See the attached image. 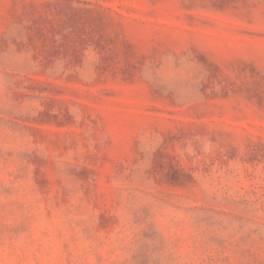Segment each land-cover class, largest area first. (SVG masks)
I'll return each instance as SVG.
<instances>
[{
  "label": "rangeland",
  "instance_id": "374dc122",
  "mask_svg": "<svg viewBox=\"0 0 264 264\" xmlns=\"http://www.w3.org/2000/svg\"><path fill=\"white\" fill-rule=\"evenodd\" d=\"M0 264H264V0H0Z\"/></svg>",
  "mask_w": 264,
  "mask_h": 264
}]
</instances>
